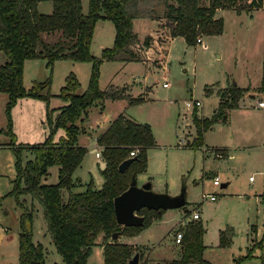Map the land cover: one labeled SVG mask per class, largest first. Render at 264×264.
<instances>
[{
	"label": "rangeland",
	"instance_id": "obj_1",
	"mask_svg": "<svg viewBox=\"0 0 264 264\" xmlns=\"http://www.w3.org/2000/svg\"><path fill=\"white\" fill-rule=\"evenodd\" d=\"M87 2L80 0L82 13H86ZM143 7L153 10L151 14L157 18L164 10L162 0H149ZM36 10L49 14L51 3L39 2ZM213 18L221 20V33L199 35L203 44L187 45L181 37L167 43L162 61L164 71L157 59L164 50L160 46L153 62L158 63V67L145 62L121 65L102 61L98 66L97 87L104 90L112 85L122 89L124 95L141 97L142 101L134 105H128L126 99L103 100L102 106L94 103L88 109L86 121L82 119L78 123L81 133L76 136V142L85 147L86 152L71 175L81 184L74 192L83 191L89 181L94 189L100 188L103 163L100 154L99 158L94 157L97 151L94 138L121 113L136 123L148 125L156 145L145 151L146 168L135 175V185L149 183L151 192L170 197L178 196L181 190L184 192V208L164 210L137 234L121 236L123 242L133 246L134 252L141 253L137 264H168L171 259H178L179 244L174 243L173 237L176 232L182 233L185 225H177L189 222L192 212L198 214L195 221L204 228L202 255L210 264H236V260L238 264H264V241L261 239L264 237V176L260 174L264 169L263 153L261 148H242L259 143L243 136L249 132L250 119L256 120L258 112H249L245 118L241 112L227 111L226 122L212 124L202 133L201 144L192 147L195 137L191 122L193 106L185 107L186 102L198 101L200 106L196 107V114L209 118L217 106L218 91L228 85H248L243 90L241 103L245 106L242 107L248 109L256 98L259 102L262 100L255 94L260 93L258 87L264 61V10L236 13L232 8L218 9ZM159 22V28L166 34V21L160 19ZM154 29L155 23L147 19L132 21V31L139 38ZM113 34L110 21L97 20L90 40V55L98 58L102 49L109 48ZM43 38L46 42L57 39L54 34ZM5 61L0 52V65ZM90 65L89 62L61 59L47 67L39 58L25 60L23 88L48 79L47 92L51 97L47 104L28 98L16 100L9 109L13 139L6 133V96L0 93V131L3 130L0 132V264L17 263L20 210L8 195L15 177L14 155L9 145L22 148V163L31 159L27 147L41 143L49 131L46 112L52 121L57 113L52 109L64 104L55 95L64 85L65 77L72 74L79 84L76 92L82 93ZM62 135L63 130L56 129L52 142ZM56 170L55 166L48 168V176L42 182L56 183ZM214 177L218 179L217 186L212 183ZM209 196L214 200L210 201ZM20 199L28 205L31 202L28 196H20ZM32 242L42 246L44 264H61L46 233L39 205L33 210ZM260 242L261 247L258 246ZM99 244L100 236L90 248L86 264H102ZM247 254L251 256L248 259L244 258Z\"/></svg>",
	"mask_w": 264,
	"mask_h": 264
},
{
	"label": "trees",
	"instance_id": "obj_2",
	"mask_svg": "<svg viewBox=\"0 0 264 264\" xmlns=\"http://www.w3.org/2000/svg\"><path fill=\"white\" fill-rule=\"evenodd\" d=\"M45 1L51 3L49 14L36 10L37 3ZM148 1L88 0L86 13H82L80 0H0V52L6 58L0 65V93L6 96V133L11 139L9 109L16 100L28 98L47 104L51 97L47 92L48 79L33 83L28 89L23 88L25 60L39 58L45 61L47 67L61 59L91 64L82 93L76 92L79 84L72 74L65 77L64 85L55 95L64 105L57 109L52 121L46 112L49 131L41 143L27 147L31 159L22 163V148L9 145L14 155L15 177L8 195L13 197L20 210L16 264H44L42 246L32 242V219L36 205L41 209L46 233L61 264H86L90 248L95 245L98 236L102 242V264H127L132 253L137 254L138 261L141 253L134 252L131 246L118 243L116 239L109 240L111 235L133 236L164 211L138 210L136 215L142 218L140 226L120 227L115 223L112 199L127 189L132 177L145 170V151L155 146L148 125L128 120L121 114L95 139L103 163L100 188L94 189L89 181L83 191H73L81 185L71 175L86 152L76 143V136L80 133L78 123L86 110L103 100L126 99L128 105L142 101L141 97L124 95L122 89L108 87L100 90L97 87L98 66L102 61L140 60L139 54L131 48L137 43L132 21L139 18L163 19L169 37H181L187 45H193L199 35L221 33V20L213 18L217 9L232 8L236 13L264 10V0H162L164 10L157 18L151 14L153 10L143 7ZM97 20L110 21L114 34L111 46L102 49L99 57L95 58L89 53V45ZM52 34L56 35V40L43 41V37L48 38ZM148 44L149 38L144 37L141 45L148 47ZM258 91L264 94V64ZM242 92L243 89L235 85L219 90L217 106L209 118H199L195 110L192 111L191 122L195 132L192 147L201 144L202 133L212 124L226 122L227 111L237 108ZM58 128L63 130V135L52 142V134ZM132 149H136V153L128 156ZM127 159L130 162L118 171V165ZM53 166L57 167L56 183L42 182L48 176V168ZM20 196H28L30 204ZM184 205L185 201L181 208ZM184 212L188 214L186 210ZM203 234L204 228L198 221L187 222L179 242V257L168 264H210L202 257L205 249ZM261 239L264 241V237ZM258 246L261 247L262 242ZM250 257L247 254L244 258ZM235 262L238 264V260Z\"/></svg>",
	"mask_w": 264,
	"mask_h": 264
},
{
	"label": "crops",
	"instance_id": "obj_3",
	"mask_svg": "<svg viewBox=\"0 0 264 264\" xmlns=\"http://www.w3.org/2000/svg\"><path fill=\"white\" fill-rule=\"evenodd\" d=\"M38 4V3H37ZM37 6V5H36ZM218 10V9H217ZM144 19H147V20H149V21H152V22H154L155 23V29L154 30H152L151 31V33H149V34H146V35H144L142 38H139L136 34V37H137V43L136 44H134V46L133 47H131L132 48V50L134 51V52H137L138 54H139V56H140V60L139 61H126V62H123V61H110V62H115V63H118V64H121V65H124V64H126V63H129V62H145V63H151V65H153V66H155V67H158L157 66V64L159 63L160 65H162L161 67H162V71H164V66H163V63H162V61H163V58H164V56H165V52H166V46H167V43L170 41V40H172L173 38H171V37H169L168 36V33H167V30H166V34H164L163 33V31L161 30V28H159V20L160 19H148V18H144ZM165 30V29H164ZM162 33V34H161ZM144 37H148L149 38V44H148V47H143L142 45H141V43H142V39L144 38ZM176 38V37H175ZM201 42H202V40H201ZM203 44V43H202ZM164 47V50H163V53H162V56L160 57V58H157V59H160V62H158V63H153L154 62V57H155V55H157V47ZM135 47V48H134ZM159 61V60H158ZM264 64V61H263V63H262V65ZM261 70H262V66H261ZM260 78H261V74H260ZM236 86V85H235ZM251 86V85H250ZM108 87H111V88H117V87H113L112 85H107V87H106V89L108 88ZM237 87V86H236ZM248 87V85L246 86V87H238V88H241V89H243V90H246V88ZM258 87V86H257ZM124 90L126 89V88H123ZM105 90V89H104ZM245 93V91H243L242 92V97H241V99L239 100V102H238V105H237V108H235V109H232V111H238V112H241L244 116H245V118L247 117V115H249V112H258V116H257V119L256 120H253V118H251L250 119V121H249V123L251 124V126L249 127V132L247 133V132H245L244 134H243V136L244 137H247V138H249V139H251V140H255V142H259V143H253V145H250V146H248V147H242V148H246V149H262V155H263V161H264V105H263V107H257V105H256V102L257 101H259V99L258 98H256L255 100H253L252 101V103L251 104H249L248 106H249V108L247 109V107H242L243 105H242V103H241V100H242V98H243V94ZM256 96L258 95H260L261 97H262V100H260V102H263V104H264V94L263 93H258V94H255ZM130 98L132 97L131 95H128ZM250 97H251V95H249ZM133 98V97H132ZM102 103H103V101L102 102H99V105H101L102 106ZM64 105V104H63ZM63 105H61V106H57L56 108H53L52 110H56L57 111V109L58 108H60V107H62ZM199 106H200V104H199ZM199 106H197V107H199ZM245 106V105H244ZM89 109V108H88ZM88 109L86 110V114H85V116L83 117V119H84V121H86V118H87V113H88ZM196 109V107H193V110H195ZM195 112H196V110H195ZM121 115H122V113H121ZM197 115V114H196ZM198 116V115H197ZM126 119H128V120H131V121H133L132 119H130V118H127L126 116H124ZM199 118H202V117H200V116H198ZM115 119V118H114ZM112 121V120H111ZM110 121V122H111ZM109 122V123H110ZM109 123L105 126V128H103L102 129V131L98 134V135H100L106 128H107V126L109 125ZM81 133V132H80ZM87 135H89V134H87ZM97 135V136H98ZM97 136H95V138H94V142H95V139H96V137ZM77 143V142H76ZM96 145V144H95ZM156 146V145H155ZM82 147V146H81ZM97 147V146H96ZM85 148V147H84ZM240 148V147H239ZM86 149V148H85ZM95 153H99L100 154V149L97 147V151L95 152ZM95 153H94V157H95ZM231 156V155H230ZM95 158H97V157H95ZM99 158V157H98ZM263 166H264V164H263ZM260 174H262L263 176H264V169H263V171L261 172L260 171ZM79 181V180H78ZM79 183H80V181H79ZM85 186V185H84ZM224 185H222V187H223ZM199 217V216H198ZM187 222V221H186ZM186 222H184V223H180V224H178L177 226H184L185 224H186ZM176 226V227H177ZM175 228V227H174ZM174 238V237H173ZM111 240V239H110ZM117 242L118 243H123V244H126V245H129L130 246V244H128V243H125V242H123L122 240H121V236H117ZM101 238H100V244L98 245V249H99V252H100V254H101V256H102V246H101ZM131 247H133V246H131ZM90 253H91V249H90ZM90 253H89V255H90ZM179 253H180V251H178V255H177V258L179 257ZM203 254V253H202ZM202 257H203V255H202ZM88 258H89V256H88ZM87 258V259H88ZM171 260H176V259H171ZM86 263H87V261H86ZM137 263H138V261H137ZM142 264V263H141ZM143 264H145V263H143Z\"/></svg>",
	"mask_w": 264,
	"mask_h": 264
},
{
	"label": "water",
	"instance_id": "obj_4",
	"mask_svg": "<svg viewBox=\"0 0 264 264\" xmlns=\"http://www.w3.org/2000/svg\"><path fill=\"white\" fill-rule=\"evenodd\" d=\"M129 162L130 159H127L120 163L117 168L118 171H122ZM184 201V192L182 190L175 197L153 193L150 190L149 183L137 187L135 179L132 177L127 189L112 199L115 223L120 227L140 226L142 218L136 215L138 210L149 209L158 211L181 208ZM117 236V234H112L110 239L114 240ZM127 264H137V254H134Z\"/></svg>",
	"mask_w": 264,
	"mask_h": 264
},
{
	"label": "built area",
	"instance_id": "obj_5",
	"mask_svg": "<svg viewBox=\"0 0 264 264\" xmlns=\"http://www.w3.org/2000/svg\"><path fill=\"white\" fill-rule=\"evenodd\" d=\"M195 44H197V45H201L202 44V42H201V39L199 38V37H197L196 38V40H195ZM165 85H163V87H164ZM256 105H257V107H263V102H259V101H257L256 102ZM191 106H193V107H197V106H199V102L198 101H192V102H186L185 103V107H191ZM136 153V149H132L129 153H128V156H133L134 154ZM215 156H217V154H215ZM95 157H99V153H95ZM252 180V178L251 177H249L248 178V181H251ZM212 183H213V185H215V186H217L218 185V179L216 178V177H214L213 179H212ZM208 199L210 200V201H213L214 200V197L213 196H209L208 197ZM198 219V214L196 213V212H192V214H191V220H197ZM181 237H182V233L181 232H176L175 234H174V243L175 244H179V242H180V240H181Z\"/></svg>",
	"mask_w": 264,
	"mask_h": 264
}]
</instances>
